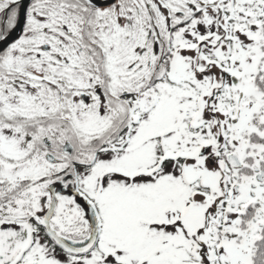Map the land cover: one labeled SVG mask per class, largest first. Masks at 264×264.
<instances>
[{"label": "snow or ice", "instance_id": "6c2138e0", "mask_svg": "<svg viewBox=\"0 0 264 264\" xmlns=\"http://www.w3.org/2000/svg\"><path fill=\"white\" fill-rule=\"evenodd\" d=\"M0 264H264V0H0Z\"/></svg>", "mask_w": 264, "mask_h": 264}]
</instances>
